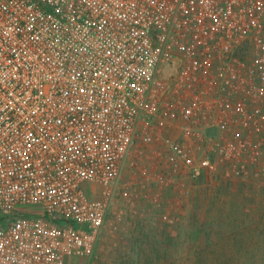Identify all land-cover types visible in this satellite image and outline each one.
Listing matches in <instances>:
<instances>
[{
    "label": "built area",
    "instance_id": "obj_1",
    "mask_svg": "<svg viewBox=\"0 0 264 264\" xmlns=\"http://www.w3.org/2000/svg\"><path fill=\"white\" fill-rule=\"evenodd\" d=\"M263 157L264 0H0V264L92 256L127 159L149 185Z\"/></svg>",
    "mask_w": 264,
    "mask_h": 264
},
{
    "label": "rangeland",
    "instance_id": "obj_2",
    "mask_svg": "<svg viewBox=\"0 0 264 264\" xmlns=\"http://www.w3.org/2000/svg\"><path fill=\"white\" fill-rule=\"evenodd\" d=\"M169 134L181 139L180 129ZM143 158L153 173L168 176L153 152ZM263 167L264 157L247 172L225 173L240 184L220 185L211 193L212 179L225 177L221 171L194 178L183 169L181 175L171 174V183L143 185L127 159L119 189L129 188L134 199H116L113 206L122 208L125 218L119 221L110 213L94 254L71 257L66 264H264ZM86 189L89 195L101 193L92 183ZM202 198L215 203L212 199L201 209Z\"/></svg>",
    "mask_w": 264,
    "mask_h": 264
},
{
    "label": "crops",
    "instance_id": "obj_3",
    "mask_svg": "<svg viewBox=\"0 0 264 264\" xmlns=\"http://www.w3.org/2000/svg\"><path fill=\"white\" fill-rule=\"evenodd\" d=\"M219 171H221V172H219ZM218 172H219V174H221V175H224L225 173L227 174V173H229L228 172V170L225 168V167H223V166H221V168H220V170H219ZM218 174V175H219ZM225 174V177L223 176H220V177H222V178H220V180L219 181H216L215 179H212L213 181L211 182L212 183V188H211V193H213V192H217V190H218V187L220 186V185H224V186H227L228 184H230V185H233V186H235V185H238V184H240V182H238V181H235L234 182V178L232 179L231 177H228L227 175ZM216 175V174H215ZM213 199V198H212ZM211 199V200H212ZM210 200V198H206V199H204L203 200V198H202V201H201V199H200V204H199V206L198 207H200L201 209L202 208H206L207 207V204L211 201ZM199 202V201H198ZM215 203V201H214V199L212 200V203ZM197 245H199V246H201L202 247V245H203V243H198V242H196L195 243V246H197ZM91 263L92 264H95L96 262L93 260V261H91Z\"/></svg>",
    "mask_w": 264,
    "mask_h": 264
}]
</instances>
